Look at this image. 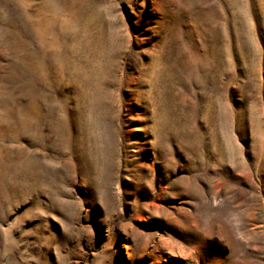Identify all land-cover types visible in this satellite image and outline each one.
Returning <instances> with one entry per match:
<instances>
[{"label": "rangeland", "instance_id": "rangeland-1", "mask_svg": "<svg viewBox=\"0 0 264 264\" xmlns=\"http://www.w3.org/2000/svg\"><path fill=\"white\" fill-rule=\"evenodd\" d=\"M0 264H264V0H0Z\"/></svg>", "mask_w": 264, "mask_h": 264}]
</instances>
